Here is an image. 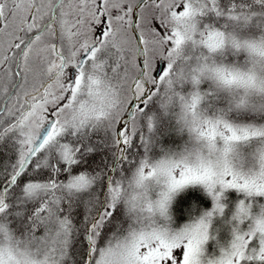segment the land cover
Listing matches in <instances>:
<instances>
[{
    "label": "snow or ice",
    "instance_id": "snow-or-ice-1",
    "mask_svg": "<svg viewBox=\"0 0 264 264\" xmlns=\"http://www.w3.org/2000/svg\"><path fill=\"white\" fill-rule=\"evenodd\" d=\"M0 264H264V0H0Z\"/></svg>",
    "mask_w": 264,
    "mask_h": 264
}]
</instances>
